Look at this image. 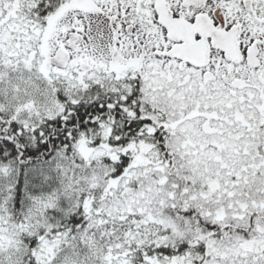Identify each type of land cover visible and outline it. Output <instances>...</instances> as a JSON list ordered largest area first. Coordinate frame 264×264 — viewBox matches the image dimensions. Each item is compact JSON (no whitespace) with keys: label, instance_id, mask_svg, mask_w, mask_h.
<instances>
[{"label":"snow or ice","instance_id":"6c2138e0","mask_svg":"<svg viewBox=\"0 0 264 264\" xmlns=\"http://www.w3.org/2000/svg\"><path fill=\"white\" fill-rule=\"evenodd\" d=\"M0 264H264V0H0Z\"/></svg>","mask_w":264,"mask_h":264}]
</instances>
